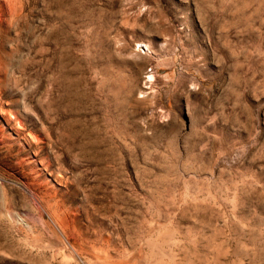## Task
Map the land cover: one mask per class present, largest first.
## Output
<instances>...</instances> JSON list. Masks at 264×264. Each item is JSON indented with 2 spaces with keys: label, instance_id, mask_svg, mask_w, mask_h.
<instances>
[{
  "label": "rangeland",
  "instance_id": "rangeland-1",
  "mask_svg": "<svg viewBox=\"0 0 264 264\" xmlns=\"http://www.w3.org/2000/svg\"><path fill=\"white\" fill-rule=\"evenodd\" d=\"M0 264H264V0H0Z\"/></svg>",
  "mask_w": 264,
  "mask_h": 264
},
{
  "label": "bare ground",
  "instance_id": "bare-ground-1",
  "mask_svg": "<svg viewBox=\"0 0 264 264\" xmlns=\"http://www.w3.org/2000/svg\"><path fill=\"white\" fill-rule=\"evenodd\" d=\"M143 44V43H142Z\"/></svg>",
  "mask_w": 264,
  "mask_h": 264
}]
</instances>
